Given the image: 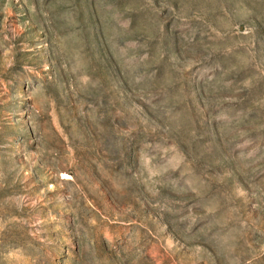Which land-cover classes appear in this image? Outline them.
Masks as SVG:
<instances>
[{
    "label": "rangeland",
    "instance_id": "obj_1",
    "mask_svg": "<svg viewBox=\"0 0 264 264\" xmlns=\"http://www.w3.org/2000/svg\"><path fill=\"white\" fill-rule=\"evenodd\" d=\"M0 264H264V0H0Z\"/></svg>",
    "mask_w": 264,
    "mask_h": 264
}]
</instances>
